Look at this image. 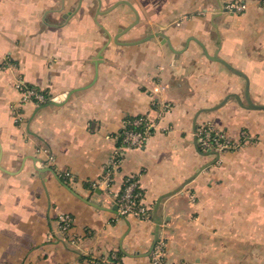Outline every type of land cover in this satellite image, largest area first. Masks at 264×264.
Wrapping results in <instances>:
<instances>
[{
  "label": "crops",
  "instance_id": "obj_1",
  "mask_svg": "<svg viewBox=\"0 0 264 264\" xmlns=\"http://www.w3.org/2000/svg\"><path fill=\"white\" fill-rule=\"evenodd\" d=\"M116 1L0 0V57L15 63L0 70V264H103L112 252L154 264L158 220L171 263L264 264V110L245 106L246 78L213 58L244 72L264 103L261 0H128L139 20L119 36L136 13L126 3L109 10ZM236 1L246 9L226 8ZM19 78L47 100L27 103L15 122ZM162 100L172 109L160 118ZM197 114V131L212 122L239 149L200 152ZM142 115L159 128L126 150L114 188L135 174L147 219L120 215L112 194L89 184L124 120ZM60 213L75 219L67 233Z\"/></svg>",
  "mask_w": 264,
  "mask_h": 264
},
{
  "label": "built area",
  "instance_id": "obj_2",
  "mask_svg": "<svg viewBox=\"0 0 264 264\" xmlns=\"http://www.w3.org/2000/svg\"><path fill=\"white\" fill-rule=\"evenodd\" d=\"M264 6V0H261ZM246 4L241 2H230L226 8L231 12L243 11ZM15 63L10 57H0V70L4 71L14 67ZM15 88L18 90L19 100L12 105V115L15 122H21L24 118V106L29 102L42 103L47 100V94L43 89L30 85L24 79L19 78L15 82ZM154 106L159 110V117L168 113L172 108L170 101H155ZM158 121L149 116L142 115L124 120L123 138L116 145L107 163L103 168V174L91 181L89 184L94 189H103L112 194L116 209L122 216H135L139 219H147L151 207L145 202L140 182L135 174L127 175L121 182L118 189L115 186V173L121 167L124 153L130 147H141L145 141L158 130ZM199 145L203 150H215L219 153L233 151L237 149L240 143L232 140L227 132L217 127L212 122H204L199 126L196 132ZM246 137V133H243ZM248 138V137H246ZM46 154V160L50 164L56 163L55 156L48 150L43 149ZM65 179L75 180L73 174L69 171L61 173ZM59 229L62 232H68L73 228L75 219L71 213H60ZM166 243L158 238L151 252V259L154 264H179L171 263L166 258ZM103 264H122L121 259L116 252L107 254L102 258Z\"/></svg>",
  "mask_w": 264,
  "mask_h": 264
},
{
  "label": "water",
  "instance_id": "obj_3",
  "mask_svg": "<svg viewBox=\"0 0 264 264\" xmlns=\"http://www.w3.org/2000/svg\"><path fill=\"white\" fill-rule=\"evenodd\" d=\"M122 3L129 4L131 7H133V9H134V11H135V13H136V19H135V21H133L130 25H128V26L125 27L124 29L120 30V32H119L120 34H118V36L121 35V33L127 31V30H128L129 28H131L133 25H135V24L138 22V20H139V16H138V12H137V10L134 8V6H133L128 0H118V1H116V2H115V3L109 8V10L115 8L116 6H118L119 4H122ZM152 36H153V35H148L147 37H145V39H148V38H150V37H152ZM162 36H163V39L166 38V41L169 43V45H171L169 38H168L165 34H162ZM164 37H165V38H164ZM145 39H143V40H145ZM213 58H214V59H217V60H219V61H221V62H223V63H224L225 65H227L232 71H234V72H236V73H238V74H240V75H242V76H244V77L246 78V80H247V86H246V90H245V99H246V101H247V104H246L245 106L248 107V108H252V109H263V110H264V103H255V102L251 99L250 91H249V79H248L247 75H246L244 72L240 71L239 69L235 68L232 64H230V63H229L228 61H226L225 59H223V58H221V57H219V56H216V57H213ZM236 96H237V95H236ZM228 98H229V95H228V96H227V97H226V98H225V99H224L219 105L223 104ZM238 98L240 99L239 96H238ZM240 101H241V100H240ZM241 103H242V101H241ZM242 104H243V103H242ZM219 105H217V106H219ZM197 116H198V114L196 115L195 120H194V131H195V132L197 131V128H198V125H197ZM195 141H196L197 149H198L200 152H202V153H204V154L209 153V152H203L202 150H200L199 142H198L197 137H196V140H195ZM210 152H211V151H210ZM216 154H217V153H216ZM215 160H216V159H215ZM215 160H211V161L205 163L201 168L203 169V168L207 167L208 165L214 163ZM160 199H161V198H160ZM160 199H159V201H160ZM159 201H158L157 206L159 205ZM160 224H161V221L158 220V221L156 222L155 236H154L153 244H152V246H151L150 251L154 248V245H155V243L157 242V240H158V238H159Z\"/></svg>",
  "mask_w": 264,
  "mask_h": 264
},
{
  "label": "rangeland",
  "instance_id": "obj_4",
  "mask_svg": "<svg viewBox=\"0 0 264 264\" xmlns=\"http://www.w3.org/2000/svg\"><path fill=\"white\" fill-rule=\"evenodd\" d=\"M171 109H172V108H171ZM171 109H170V110H171ZM236 142H237V141H236ZM239 147H240V145H239ZM239 147H238L237 149H239ZM237 149H235V150H233V151H236ZM105 256H106V255H105Z\"/></svg>",
  "mask_w": 264,
  "mask_h": 264
}]
</instances>
